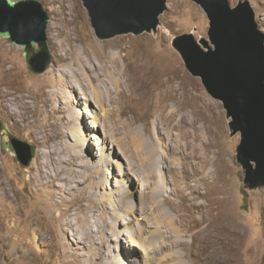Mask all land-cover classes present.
<instances>
[{"label":"rangeland","instance_id":"rangeland-1","mask_svg":"<svg viewBox=\"0 0 264 264\" xmlns=\"http://www.w3.org/2000/svg\"><path fill=\"white\" fill-rule=\"evenodd\" d=\"M38 1L50 17L47 36L52 60L45 72L31 71L23 55V47L0 37V121L6 127L0 131V167L6 172L5 177L17 188L25 207L27 206V209L24 207V213L29 220L21 228H29L35 219L41 218L39 212L45 202H52L54 205L53 188L46 184L47 179L43 176V172L50 171L52 166L44 169L40 156L49 150L48 145H54L58 141L54 140L53 135L57 126L66 131L63 139L66 146L81 150V147L74 146L79 139L68 134L74 125L69 118V108L65 106L64 111L60 112L48 110L44 106L46 98L41 96L43 91L40 90V82L46 78L48 71H51L50 76L55 78L59 75V69L69 68L68 65L75 60L69 52L83 48L82 43L92 40L99 52L104 54V63L109 61V55L117 53L122 63L126 58L127 64H133L131 67H135V63H142L139 58H143L153 64L155 74L163 80L178 72L174 88H184L183 92L187 97H183L186 103L182 108L176 110L175 101H168L166 105L169 108L164 111L160 109L163 106L156 99L155 103L150 102L151 106L147 110L136 113L137 118L128 108L123 110L118 107L117 112L112 113L108 103L104 110L96 104L90 107L92 112L89 111L87 115L90 126L88 132H95L101 141H91L89 137L91 147L81 152L87 164L82 166L81 170L89 169L93 175L91 180L86 182V186L101 198L107 194L106 184L109 178L112 182H125L129 187H116L117 193H110L116 201L123 196L124 206L118 212L126 222L130 221L126 226L123 223L119 225L118 212L113 210L114 207L108 204V201L110 213H106L105 217L109 220V225L105 230L108 231L107 239L110 244H115L114 239H117V236L113 233L120 228L128 238L132 235L139 243L134 247L124 240L119 241L127 250L132 251V264H151V261L152 264H180L175 259V253L183 254L184 264H221L227 255H230L234 264H264V185L245 184V168L238 159L241 134L232 133V119L227 115L223 103L214 99L201 79L188 71L181 54L173 45L177 37L189 34L204 48L201 41L208 40L210 22L203 9L191 0H168L156 30L100 39L92 27L82 0ZM245 1L250 3L255 13L257 28L264 37V0H229L232 7ZM77 36L82 41H75ZM37 49L39 51L38 46H35L32 52ZM89 50L92 49L89 47ZM96 63L99 61L96 60ZM121 65L120 68H123L124 63ZM104 79L114 91L115 87L110 79ZM182 82L186 85H181ZM64 89L70 97L73 93L78 95L80 104L76 103L75 106L86 109V101L81 99L86 97L85 95H80L79 90L68 88L67 85ZM89 92L91 93V89H88ZM22 101L37 102L40 103V108H44L39 109L37 113L28 112L26 121L7 115V108L12 106L17 109V105H22ZM23 109L22 114L27 112ZM95 115L101 118L100 129H91ZM60 117L63 120H60ZM190 118H197L196 123L190 124ZM198 128L203 140L195 148L192 142L196 135L198 136ZM12 137L35 146L36 154L29 165H22L15 154L2 149L3 142L8 143ZM188 144L190 146H187ZM179 151L184 153L178 158ZM113 160L116 164H121V167L103 164H111ZM170 167L172 170L169 173ZM205 181L219 191L214 203V212L219 211V204L226 198L220 210L230 215L233 225H238L241 229V241H238V245L234 246L237 247L236 250L231 253L222 250L221 243H216L206 233L199 232L200 228L185 232L186 225H183L182 229L175 231L178 226H175L174 220L178 218L179 213L189 214L187 206L191 198V188L198 187L203 191ZM174 189L178 190L179 194H174ZM172 204L179 207L178 211ZM133 205L134 211L130 210ZM70 206L69 203H63L58 207L53 206L52 210H56L59 215ZM101 210L103 211L101 207L96 209V216H100ZM125 210H129V213ZM15 211L16 207L13 208L0 198V213L11 214ZM34 213L37 214L35 219L31 216ZM91 220L95 221V218ZM92 225L95 229L94 223ZM180 234L181 238L177 237ZM69 236L73 237L69 227L64 232L56 231L53 237L57 252L37 258L33 252L47 250L46 245L40 242L38 248L36 243L28 248L22 245L20 237L5 239L0 232V254L3 255L0 257V264H48L50 260L52 264H62L60 253L76 246ZM175 240L187 245L173 246L172 242ZM84 249L82 246L79 253L87 252L88 248ZM171 259L172 261L166 263Z\"/></svg>","mask_w":264,"mask_h":264},{"label":"bare ground","instance_id":"bare-ground-1","mask_svg":"<svg viewBox=\"0 0 264 264\" xmlns=\"http://www.w3.org/2000/svg\"><path fill=\"white\" fill-rule=\"evenodd\" d=\"M88 39L90 40V38ZM79 40L80 37L77 36L75 41ZM60 44L62 46V43ZM82 45L83 48L79 50L74 49L76 51L69 52V54L74 57L72 59H75L68 65L69 68L59 69V75L55 78L51 77V71H48L46 73V78L40 82V90L43 91L41 92V96L46 98L44 106H46L48 110L60 112L64 111L65 106L69 108V118L74 125L69 129L68 134L79 139L78 143L76 144L75 142L74 146L77 145L76 147H81V150H74L67 147L63 140L66 136V131L64 132L62 128L60 129L57 126L53 135H55L54 140L58 139V141L54 145H48L47 148L49 150L43 152V156H40V163L43 165L44 169L52 166L50 171L43 172V176L47 179L46 184L53 188L52 193L57 204H55V201L54 205H52V202H45L44 207H42L39 212L41 218L38 220L35 219L37 216L36 213L31 215L33 219H35V222L32 223L29 228H21V226L29 220L25 217V204L19 197L17 188L12 185L8 177H5L6 172L0 167V198L7 201L13 208L16 207V211L11 212V214L6 212L0 213V232H2V237L5 239H11L14 236L20 237L23 246L32 247L33 244L36 243L38 248L40 242L46 245L47 250L33 252L38 258L44 254H53L56 251L53 237L55 232H64L69 227L73 233V237H69L75 242L76 246L75 248L71 246L70 249H66L60 253L62 264L63 262L64 264H132L130 263L132 261V251L127 250L119 241L120 239L124 240V242L134 247L138 246L139 243L132 235H129L128 238L126 236L127 234H125L122 229L117 228L113 233V235L117 236V239H114L115 244L112 246L110 240L107 239L108 231L105 230V227L109 225V220L105 217L106 213H110V211L108 212V208H110L108 204H111V206L114 207L113 210L118 212V210L124 206L125 202L123 196L116 201L114 200V196L110 193H117L116 187L126 188L128 184H125V182H112L109 178L106 184L107 194L102 198L97 197L86 186V182L93 177L92 173L89 169L86 171L81 170L82 166H87L81 152L91 147L90 144L92 143V139L101 141L100 137L97 136L95 132H88L90 126L87 121V115L89 111L92 112L90 108L92 104H96L101 110H104V106L108 103L110 106L109 110L114 114L119 107L123 110L126 108L130 109L136 116V113L139 111L147 110L148 107L151 106L150 102L155 103L156 99H158L163 106L160 108L161 110L164 111L169 108V106L166 105L168 101H175L174 106L177 110L180 109L179 107L182 108L185 105L186 100H183V97L186 96L185 92H183L184 88L181 86L179 88H174V80L178 78L176 75L178 72L172 75L173 77H168L167 80L160 79L159 75L155 74L154 66H152L153 64L151 65L143 58H139L140 61L142 60V63H135V67H131L133 65L132 62V65L129 63L127 64L125 61L126 58L125 60L122 59L124 67L120 68L123 63L117 53L109 55V61L104 63V54L99 52L97 45H94L92 40L88 43H82ZM61 46L58 45L59 48ZM89 47L92 50H89ZM67 55L68 53L66 56ZM96 60H98L99 63H96ZM106 77L110 79V82L114 85V91L104 79ZM184 83L185 82H182L181 85L185 86L186 84L184 85ZM101 84L103 88H101ZM66 85L68 88L71 87L74 90H79L80 95L86 96L84 98L81 97V99L86 101L85 110L80 106L74 105L76 103L77 105L80 104L78 100L79 97L78 95H74V93L73 95L71 94L72 97L68 96V92L64 89ZM88 89H91V93H88ZM39 104L40 103L37 102L22 101V105H17V109H14L12 106L7 108V115L16 119L22 118V121H26L28 119L26 114H28V112L37 113L39 109L43 110L44 107L40 108ZM11 105H13V103ZM22 109L27 112L22 114ZM174 116L175 114H173V117ZM183 119H185V117ZM60 120H63V118L60 117ZM196 121L197 118H190L189 123L195 124ZM178 126L180 127V123H178ZM101 127V118L99 115H95L91 129H100ZM49 137L50 136L47 138L49 139ZM202 140V135L199 131L198 136L196 135L194 142H192L194 147L197 148L199 143H202ZM102 142L104 143L103 140ZM187 146L190 145L188 144ZM180 152L181 151L177 154L178 158L180 156L182 157L184 153V151H182V153ZM185 158H187L186 155ZM101 159L102 158L99 160L100 162L102 161ZM104 163H107L109 166L117 165L121 167V164H116L115 160H113L111 164L108 162H103V164ZM202 167H204V164ZM201 169L200 167V170ZM171 170L172 167H170L169 173ZM195 171L197 172V169ZM138 179L140 181L139 176ZM176 180L175 178V181ZM212 186V184H208L205 181V188L203 191L198 187L191 188V198L187 206L189 214L179 213L178 218L174 220L175 226H178L175 231H179V228L182 229L183 225H186L185 232L200 228L198 230L199 232L206 233V235L213 238L212 240L216 243H221L223 247L222 250L226 253H231L234 249L236 250L237 247L234 248V246L238 245V241H241L242 232L238 225H233L231 216L226 215L223 210H220L226 198H223V202L221 200L222 203L219 204V211L217 213L214 212V203L217 201L219 191L215 187L212 188ZM173 193L179 194L178 190L176 191L175 189ZM108 201H110V203H108ZM187 201L188 199L186 198L185 202ZM63 203L71 204L70 208L66 209L65 212L58 215L55 212L56 210H52L53 206L58 207ZM172 205L175 210L178 211L179 207L174 204ZM100 207L103 211H100V216H96V209ZM25 208L27 209V206ZM134 209V205L130 206V210L134 211ZM128 211L129 210H125L126 213H129ZM117 216L119 217H117L119 225L122 223L128 225L127 223H130V221L126 222L125 218L119 212ZM92 218H95V221H92ZM92 223L96 226L95 229ZM177 237L181 238V234L177 235ZM172 245L182 247L187 244L180 240H175L172 242ZM82 246L85 249L88 248V250L80 254L79 250H82ZM0 257L2 258L3 255ZM84 257H86V259ZM175 259H177V262L180 264H184L182 253H175ZM169 261H172V259L166 261V263ZM152 263L153 261H151V264ZM48 264H52V260H50ZM169 264L172 263L169 262ZM221 264H234V262L230 255H227Z\"/></svg>","mask_w":264,"mask_h":264},{"label":"water","instance_id":"water-1","mask_svg":"<svg viewBox=\"0 0 264 264\" xmlns=\"http://www.w3.org/2000/svg\"><path fill=\"white\" fill-rule=\"evenodd\" d=\"M100 39L142 34L157 29L168 0H82ZM210 22L201 44L186 34L174 40L186 68L207 92L223 103L232 133L241 134L238 159L246 185H264V37L248 1L232 7L229 0H191ZM50 17L38 0H0V37L22 46L29 68L45 72L51 64L47 36ZM35 46L39 51L31 54ZM6 127L0 121V131ZM27 166L35 146L14 137L2 144Z\"/></svg>","mask_w":264,"mask_h":264},{"label":"flooded vegetation","instance_id":"flooded-vegetation-1","mask_svg":"<svg viewBox=\"0 0 264 264\" xmlns=\"http://www.w3.org/2000/svg\"><path fill=\"white\" fill-rule=\"evenodd\" d=\"M36 52H38V49H37V51H35V52H32V51H31V54H35Z\"/></svg>","mask_w":264,"mask_h":264}]
</instances>
